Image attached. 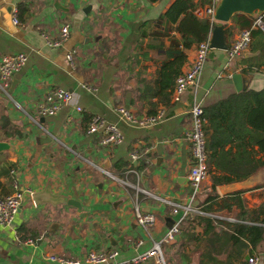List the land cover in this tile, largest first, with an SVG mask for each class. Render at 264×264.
<instances>
[{"label": "crops", "instance_id": "obj_1", "mask_svg": "<svg viewBox=\"0 0 264 264\" xmlns=\"http://www.w3.org/2000/svg\"><path fill=\"white\" fill-rule=\"evenodd\" d=\"M172 1L0 0V56L22 52L28 59L10 77L6 94L0 93V112L20 132L6 137L0 130L4 143L0 147V196L14 191L37 193L47 186L51 194L78 204L34 203L25 195L10 225H0V264H65L48 256L88 264L82 258L89 250L113 251V260L128 259L159 241L175 221L179 233L170 243L160 244L164 264H199V260L203 264L208 259L200 256L202 250H195L203 246L196 238L179 245L186 232L197 238L202 235L201 225L186 226V222H192L195 214H205L198 204L210 184L207 175L195 200L188 203L190 156L183 138L187 110L193 100L204 108L233 92L259 90L264 87V73L261 64L255 66L261 59L249 48L230 60L225 50L210 48L197 86L186 87L174 103L170 97L166 102L159 100L152 80L161 63L170 59L166 51L179 48L174 45L179 41L175 23L162 17ZM19 2L25 8L17 16ZM192 2L202 9L208 0ZM13 8L16 24L11 20ZM248 16L251 20L254 13ZM62 23L68 24L67 39L61 46H47L41 33L54 38ZM225 24L231 26L229 43L239 28L231 20ZM68 49L74 50V67L69 69L62 56ZM182 51L181 71L192 58L194 44ZM53 86L72 92V104L52 116H41L35 104ZM115 106L134 115L159 108L164 114L155 125L142 128L123 123L113 111ZM93 114L116 125L122 134L120 143L105 147L99 142L100 132L86 131L87 117ZM131 151L136 152L134 159L128 156ZM263 172L259 168L246 179L216 185V193L224 197L243 190V206L255 208L264 202V187L258 186L263 183ZM186 204L201 213L182 215ZM136 210L152 213L154 223L139 226L134 220ZM237 212L230 205L210 216L233 222ZM225 252L219 248L210 252L215 264H229L223 262ZM240 254L230 264H244L245 257L252 255L264 264L262 242L250 254L247 249ZM142 264L157 263L148 258Z\"/></svg>", "mask_w": 264, "mask_h": 264}, {"label": "trees", "instance_id": "obj_2", "mask_svg": "<svg viewBox=\"0 0 264 264\" xmlns=\"http://www.w3.org/2000/svg\"><path fill=\"white\" fill-rule=\"evenodd\" d=\"M154 1L156 0H147L149 3ZM24 8V3L17 4V16L22 14ZM195 8L192 0H173L162 14L167 22L175 23L174 29L179 34L178 43H174L179 48L172 47L166 51L170 59L161 63L156 70L155 79L152 80L155 94H158V99L162 102L170 97L174 79L181 72L185 61L182 49L189 48L192 44L195 46L212 29L213 23L207 18L197 16L194 13ZM262 19L264 22V12ZM229 20L239 29L248 27L251 21L248 15L241 13L233 14ZM230 28L231 26L222 23L223 37L227 44ZM250 33L252 42L249 51L256 52L255 57L261 59L255 66L261 64L264 67V33L258 29H252ZM202 117L210 184L209 190L198 204L199 210L205 214H195L192 222H186V226L195 223L201 225L202 235L197 238L186 232L179 245L196 238L203 246L196 247L195 250H202L200 256L208 258L210 264L216 263L214 256L210 255L215 248L225 249L223 262L230 264L231 259L238 258L242 250L247 249L250 254L262 242L264 259V202L255 208L246 209L240 197L243 190L230 192L224 197H219L215 190L216 185L240 181L257 169H264V87L259 90L244 89L233 92L202 108ZM0 130L6 137L20 135L19 130L1 112ZM257 154L259 157H256ZM258 186L264 187V172L263 183ZM230 205H235L238 209L235 221L226 222L210 216L222 208L228 209ZM203 250H207V253ZM199 264H202V260H199Z\"/></svg>", "mask_w": 264, "mask_h": 264}, {"label": "built area", "instance_id": "obj_3", "mask_svg": "<svg viewBox=\"0 0 264 264\" xmlns=\"http://www.w3.org/2000/svg\"><path fill=\"white\" fill-rule=\"evenodd\" d=\"M219 0H208L206 6L202 9L195 8L194 13L199 17L207 18L210 22L214 23L213 18L214 9ZM11 20L13 24L17 23L16 10L13 8L10 11ZM258 29L264 33V22L262 19V13H254V17L251 19L248 27H243L238 30L235 36L227 44L225 49L227 60L234 59L241 56L245 51L248 50L251 43V30ZM68 24L62 23L59 26L58 34L54 38H49L46 34L41 33V36L45 40V44L50 47H58L68 37ZM211 32V30H210ZM210 32L204 40L199 41L194 46V52L192 58L187 63L184 70H182L174 79V84L170 92V101L176 102L179 100L182 92L186 87H196L204 61L210 50L208 43ZM74 50H68L65 53V60L71 68L74 67L73 60ZM26 55L22 52L13 54H3L0 56V93L6 94L9 79L14 72L21 69L26 61ZM264 73V67L261 68ZM84 86V85H81ZM73 96L72 92L66 89H62L58 86L49 87L46 90L42 98L36 102L35 111L41 116H52L62 106H69L72 104ZM76 112H80L79 106H73ZM113 111L118 118L126 124L136 127H150L162 120L164 109H156L154 113L134 115L129 112L123 106H115ZM188 114V125L183 131V138L187 141L189 147L190 164L186 179L190 187V193L188 197V203H192L195 197L198 195L201 189L202 181L207 177V164H206V152L204 148V133L202 129L203 117L201 106L193 100L187 110ZM86 131L88 133L100 132L101 137L99 142L105 147L115 146L122 140V134L114 123L106 122L99 115H90L86 123ZM130 159L136 157V152H128ZM31 191H14L6 195L0 196V225L9 226L14 214L17 212L23 197L30 196ZM190 204L182 206V215L189 214L190 212L201 213L198 209L192 207ZM135 222L145 228L154 223V215L152 213H141L137 210L134 214ZM179 233V223L175 221L172 223L165 233L161 236L159 241H153L151 246L128 258L123 260H113L115 252H103V251H87L82 260L88 264H142L148 258H153L155 263L164 264L161 252V243H170L174 237ZM25 243H31L30 240H25ZM259 258L255 255L248 256L244 264H258ZM49 260L56 261L58 263L65 264H78L77 260H70L61 256H48Z\"/></svg>", "mask_w": 264, "mask_h": 264}, {"label": "water", "instance_id": "obj_4", "mask_svg": "<svg viewBox=\"0 0 264 264\" xmlns=\"http://www.w3.org/2000/svg\"><path fill=\"white\" fill-rule=\"evenodd\" d=\"M89 7L83 8L86 11ZM264 12V0H219L213 13V18L215 22L213 23L210 37H209V48L222 49L225 50L227 44L224 41L222 23H226L233 14L241 13L245 15H251L253 13H263ZM237 73H234V76ZM14 80L10 83L9 90L14 85ZM240 86H236L238 90ZM49 140V138H47ZM4 143L0 142V147ZM107 162V160H105ZM104 166V164H102ZM34 203L49 201L51 203L65 201L67 204L78 205L75 200L65 199L50 193L49 188L46 186L43 190L37 193H32L30 195Z\"/></svg>", "mask_w": 264, "mask_h": 264}, {"label": "rangeland", "instance_id": "obj_5", "mask_svg": "<svg viewBox=\"0 0 264 264\" xmlns=\"http://www.w3.org/2000/svg\"><path fill=\"white\" fill-rule=\"evenodd\" d=\"M68 50H71V49H68ZM68 50H66V51H68ZM13 53H15V52H11L10 54H13ZM16 53H17V52H16ZM65 53H66V52H65ZM65 53H63V55H62V56H63V61H64V59H65V57H64V56H65ZM27 60H28V59H27V57H26V61H25L24 65L21 67V70H22V69L26 66V64L28 63ZM66 62H67V61H66ZM67 64H68V63H67ZM67 64H65V66H66ZM68 65H69V64H68ZM68 65H67V68L69 69V68H70V65H69V66H68ZM16 73H18V71H17V72H14L13 74H16ZM60 87H61L62 89H66V88L63 87V86H60ZM68 88H69V87H68ZM105 121L108 122L107 120H105ZM110 123H111V122H110Z\"/></svg>", "mask_w": 264, "mask_h": 264}]
</instances>
